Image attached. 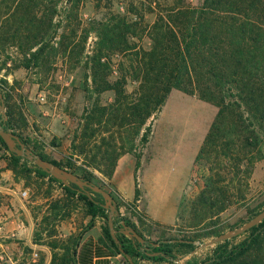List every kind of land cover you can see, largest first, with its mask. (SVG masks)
Masks as SVG:
<instances>
[{
  "label": "trees",
  "instance_id": "1",
  "mask_svg": "<svg viewBox=\"0 0 264 264\" xmlns=\"http://www.w3.org/2000/svg\"><path fill=\"white\" fill-rule=\"evenodd\" d=\"M91 1L98 13L105 2H113ZM118 2L117 13H102L100 18L82 23L79 19L82 0H0V36H6L13 44L17 41L24 69L49 51L68 60H79L85 55L83 65L89 73L91 91L114 95L109 106L95 104L83 114L82 143L77 147L80 151H76L75 136L71 154L64 163L40 152L36 154L92 183V174L75 168L73 162L84 157L81 160L84 165L99 168L97 156L87 161L83 147L102 129L109 133L116 126L118 138L120 131L129 138L127 145L118 149L116 145L111 150L104 149L110 157V169L102 174L109 179L117 160L132 151L135 139L139 138L142 146L148 143L147 123L160 112L171 91L195 95L217 109L194 160L195 165L203 163L210 173L190 208V227L201 228L204 233L191 238L166 237L171 229L138 217L139 227L144 231L159 232V239L150 241L129 220L116 215L113 220L116 230L124 223L145 243L139 244L118 232V242H114L99 194L89 192V197L75 185L65 186L33 164L28 169V161L9 153L1 138L0 151L8 153L5 170L14 176L35 172L49 183H57L65 199L82 202L90 219L85 230L93 226L95 218H101L102 240L116 253L126 255L134 263L140 259L175 264L177 254L185 256L195 246L170 241H195L221 234L215 229V219L229 205L245 201L251 170L257 161L264 159V0H201L197 7L186 0ZM91 37V48L86 51ZM114 57L120 59L115 68ZM112 74L116 75L113 79ZM128 82L136 85L130 95L125 91ZM9 99L7 92L4 99L7 119L0 117L6 131L13 127ZM106 139L99 138L102 147L108 146ZM110 139L116 141L114 135ZM136 159L137 165L139 157ZM225 168L228 170L224 175ZM110 195L117 210L121 203L114 194ZM138 197L135 188L134 202ZM61 202L49 206L54 211V220L64 219L59 213ZM81 235L59 241L54 234H48L49 239H54L47 243L48 264H75V249ZM242 235L245 237L238 242L235 240L241 235L214 245L211 255L198 264H264V221Z\"/></svg>",
  "mask_w": 264,
  "mask_h": 264
},
{
  "label": "rangeland",
  "instance_id": "2",
  "mask_svg": "<svg viewBox=\"0 0 264 264\" xmlns=\"http://www.w3.org/2000/svg\"><path fill=\"white\" fill-rule=\"evenodd\" d=\"M118 1L113 0L109 4L105 2L102 11L98 13L91 0H82L79 6V19L85 23L89 19L100 18L102 13H117L120 8ZM186 1L193 7L201 4V0ZM149 21L151 22L152 18H149ZM9 40L6 36H0V94L4 101L8 92L9 106L13 109V127L12 130L7 131L17 135L19 139L21 137V142L25 141L26 148L34 153L40 152L49 159L64 163L66 157L71 154V143L75 136L76 151H80L77 147L82 143L80 129L85 111L90 110L95 104L99 107L109 106L114 102V95L111 92L95 94L91 91L89 73L83 65L85 55L79 60H68L49 51L37 63L31 62L29 67L24 69L21 66L17 41L13 44ZM91 44L92 37L87 42L86 51L90 50ZM118 62H120L118 57L112 59L113 68ZM115 76L112 74L111 79ZM135 86L134 83L128 82L125 87L126 93L132 94ZM216 111L215 106L200 100L195 95L189 96L173 90L160 112L147 123L150 124L148 143L142 146L137 138L132 151L125 154L131 156L129 168H140L141 161L153 162L146 170L144 178L149 192L158 185L173 199L187 186L179 206L176 227L167 231L166 237L191 238L204 233L201 228L190 227V208L210 173L209 168L203 163L195 165L194 160ZM117 130L116 126L110 129L109 133L102 129L101 133H97L83 147L87 161L90 162L92 157L97 156L96 164L99 168L84 165L81 161L84 157L73 162L75 168L90 172L93 176L92 183L110 194H114L112 184L108 181L110 178L102 174L110 169L108 162L110 157L104 149L111 150L115 145L118 149L121 145H127L129 138L124 131H120L121 138H118ZM111 135H114L115 142L111 141ZM100 137L107 138L108 146H101ZM136 156L139 157V161L136 165V159L134 165L133 158ZM7 164L8 153L1 150L0 166L5 168ZM26 166L28 169L33 168L29 162ZM76 170L78 174L81 173V170ZM224 170L222 172L225 175L228 169ZM247 182L245 201L229 205L219 218L215 219V229L225 233L239 228L264 209V159L255 163ZM0 186L26 191L27 196L22 201L28 209L27 217L17 202L0 207L1 228L15 233V228L18 229L16 226L22 224L23 231H28L29 227L32 229L29 246L24 245L22 234L19 237L2 239L0 264H46L47 260L49 263L50 251L47 243L54 239H49L48 234H54L56 240L65 241L69 236H80L90 220L86 216L82 202L74 198L65 199L57 183L44 181L35 172L18 176L10 172L9 178L0 177ZM0 198L4 196L0 194ZM58 200L62 201L59 213L64 219L54 220L52 218L54 211L50 210L49 206ZM8 215L11 217L5 221L3 218ZM4 223L8 225L3 227ZM140 229L150 241L160 236L155 230ZM244 237L241 234L235 242ZM212 238L214 237L195 241L204 243ZM213 246L185 255L183 264L200 263L211 255ZM43 247L47 252L42 250Z\"/></svg>",
  "mask_w": 264,
  "mask_h": 264
},
{
  "label": "crops",
  "instance_id": "3",
  "mask_svg": "<svg viewBox=\"0 0 264 264\" xmlns=\"http://www.w3.org/2000/svg\"><path fill=\"white\" fill-rule=\"evenodd\" d=\"M129 155H124L118 159L116 168H114L112 177L108 180L112 184V191L115 197L120 203L127 204L130 208L125 212L124 218L129 220L132 224L136 226L139 231L138 217L143 218L147 223L151 222L158 224L160 227L166 229H173L176 227L178 221V210L180 203L182 202L185 190L179 193L175 198H171L164 189L156 185L150 192L146 187L145 183V173L149 166L153 163L151 160L146 161L145 163H140V168H129L130 165ZM134 165L136 163V158H133ZM0 172V177L9 178V170L2 168ZM44 181H47L46 178H43ZM189 181V179H188ZM135 188L139 191V197L134 202V192ZM7 187L0 186V194L4 198H0V207L2 208L5 204L12 202H17L20 205V208L23 210L25 215L28 217V209L23 204V201L17 200L15 197L11 196L7 192ZM47 199H44L46 201ZM11 216H5L3 219L7 221ZM12 223V221H11ZM103 222L102 219L97 217L94 219L93 226L88 228L81 235L80 242L75 249L74 263L75 264H130L127 257L118 254L114 251L113 248L109 246L107 242L102 240L101 226ZM7 223H4V226H7ZM15 228L16 232L6 231L4 228L0 230V242L2 239H9L11 237H19L23 235L25 240L24 245H31L29 242V235L32 229L29 227L28 231H23V225L19 224ZM27 227V226H26ZM142 232V231H141ZM143 234V233H142ZM144 235V234H143ZM145 239H149L148 236L144 235ZM158 238L153 239L152 241L158 240ZM44 251L45 248L43 247ZM185 260L184 256L177 257L175 264H183ZM132 262V260H131ZM48 260L46 261V264ZM133 264H167L165 262H154L152 260H140L137 259Z\"/></svg>",
  "mask_w": 264,
  "mask_h": 264
},
{
  "label": "water",
  "instance_id": "4",
  "mask_svg": "<svg viewBox=\"0 0 264 264\" xmlns=\"http://www.w3.org/2000/svg\"><path fill=\"white\" fill-rule=\"evenodd\" d=\"M0 117L2 120H6V114H5V107H4V101L3 97L0 94ZM0 138L5 144L7 150L9 153L14 154L17 157L23 158L29 163L33 164L38 169L45 172L47 175L53 177L57 181L62 182L65 186H69L70 184L75 185L80 192H83L87 196L90 197L89 192H94L99 194L102 199L103 203L101 206L107 210V226L110 233L111 238L114 240V242H118V239L116 237L117 232L132 239L133 241H136L139 244H144L145 240L131 227L125 225L122 223L121 229L116 230L114 228L113 220L117 215L116 211V205L115 202L110 195V193L104 191L99 186L89 182L88 180H84L77 175L54 165L53 163L43 160L40 158L36 153H34L32 150L26 148L24 143L21 142L19 137L9 131H6L3 129L1 123H0ZM264 221V209L260 211L258 214H256L252 219L245 222L242 226L239 228H236L234 230H230L225 233H221L218 236L210 239L207 242H200V241H190V240H172L171 243L179 242V243H188L195 246V249L192 253H194L196 250H200L206 247H210L213 245H216L218 243H221L226 240H231L233 238H236L240 236L241 234L246 233L253 227L257 226L259 223ZM156 245V244H155ZM127 257L126 255H124ZM128 258V257H127ZM130 264H133L131 260L128 258Z\"/></svg>",
  "mask_w": 264,
  "mask_h": 264
},
{
  "label": "built area",
  "instance_id": "5",
  "mask_svg": "<svg viewBox=\"0 0 264 264\" xmlns=\"http://www.w3.org/2000/svg\"><path fill=\"white\" fill-rule=\"evenodd\" d=\"M7 192L15 197L17 200L19 201H22L26 198L27 196V192L26 191H16L14 189H11V188H7ZM130 208V206H128L127 204H123L121 203L118 207V209L116 210L117 211V216L119 218H124L125 216V212ZM0 230H1V226H0Z\"/></svg>",
  "mask_w": 264,
  "mask_h": 264
}]
</instances>
